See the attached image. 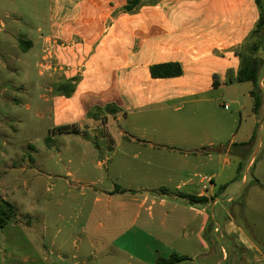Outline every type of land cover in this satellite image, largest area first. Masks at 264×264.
I'll list each match as a JSON object with an SVG mask.
<instances>
[{
    "label": "crops",
    "instance_id": "0c3cea01",
    "mask_svg": "<svg viewBox=\"0 0 264 264\" xmlns=\"http://www.w3.org/2000/svg\"><path fill=\"white\" fill-rule=\"evenodd\" d=\"M126 2L50 0L49 34L42 36L45 45L43 69L48 73L47 79L54 73V85L59 90L53 97V129L75 128V134L92 139L99 155L107 154L106 150L117 149L116 138L120 136L130 142H141L139 145L143 148L139 151L146 156L155 155L154 162L157 156L166 157L165 160L169 161L167 165L154 164L153 161L148 164L152 169L142 172V180L147 182L144 187L133 189L131 185L127 188L116 186L115 189L96 192L104 194L109 205L117 202L125 211L130 210L132 202L136 203L133 219L129 223L117 224V227L127 226L119 229L109 248L115 254L127 257L128 264H156L159 257H169L173 253L193 259V240L199 244L209 243V250L205 254L209 261L205 264H224L228 259L231 262L234 260L227 249L231 242L246 251L245 264H264V251L243 229L233 221L217 219V213L223 211V208H218L222 205L220 201L217 204L213 202L214 198L219 199L221 187L217 182L220 175L212 176L214 187L209 193H204L198 174L193 173L202 157L206 156L209 162L212 161L210 152H217V156L221 157L223 153L229 155L232 147L236 146L238 154H242L240 149L250 148L255 156L264 145V124L256 116L264 111V98L260 109L255 111L251 83L243 93L250 99V131L243 141L237 139L243 126L242 113L239 122L230 115L229 118L234 119L233 126H224L214 120L215 113L207 107L223 104L227 91L246 84L235 81L240 68V59L235 50L245 42L259 21L256 0H162L149 6L150 25L145 29L137 26L136 19L146 6L130 14L124 11ZM128 16L131 17L129 22H134L131 24L134 27L129 26L126 20ZM128 27L129 30L134 29L133 33L132 30L129 32L134 36L129 42ZM28 42L32 45L27 52L35 45L31 40ZM164 64H179L182 75L153 78L150 68ZM51 70L54 72L50 73ZM68 83L74 86V92L69 97L65 93ZM50 90L54 88L50 86ZM233 103L240 105L236 96ZM240 107L245 108L244 104ZM153 113L156 116L149 115ZM180 113L189 115L194 122L201 117L213 118L215 122L208 120L205 125L196 122L192 129L196 132V139L187 133L180 134L183 131L179 126L181 124H177V128H180L177 132L170 125H165V131H170L166 134L164 129L161 132L153 128V117L170 124L172 119H167L170 114L175 116ZM146 114L152 118L139 117ZM132 117H136L135 120H131ZM116 120L125 125L131 122L137 130L141 124H145V130L143 128L141 134L133 137L120 127L119 136L116 137L115 132L110 130ZM147 126L151 130L149 138L144 137L143 133ZM246 127L247 131L248 122ZM224 131L234 132L227 149L222 145ZM176 135L179 139H174ZM105 140L109 147H100V142ZM106 160H109L108 157ZM225 162L229 164L230 160L226 158ZM205 164L208 165V162ZM252 165L253 159L247 168ZM98 166L101 170L102 163H98ZM108 171L109 167L107 173L103 172V176L95 179L79 171H67L65 176L59 174V180H70L73 186L85 181L89 185L104 186ZM137 190H141L139 195ZM144 190L150 193L142 192ZM181 195L204 197L208 201L192 204ZM157 198L161 199L163 216H172L173 235L181 238L177 234L180 228L192 230L193 237H185L189 243L188 249L178 247L176 238L167 240L155 235L151 231V222L143 220L144 207L148 202L155 205ZM194 211L196 216L192 215ZM208 212L209 216H206ZM148 216H154L151 207ZM202 217H209V220H202ZM208 221L211 225L206 236ZM218 241L219 251L216 252ZM83 264L88 263L85 261ZM93 264L99 263L93 261Z\"/></svg>",
    "mask_w": 264,
    "mask_h": 264
},
{
    "label": "rangeland",
    "instance_id": "374dc122",
    "mask_svg": "<svg viewBox=\"0 0 264 264\" xmlns=\"http://www.w3.org/2000/svg\"><path fill=\"white\" fill-rule=\"evenodd\" d=\"M149 15L150 8L146 6L136 19L137 26L149 28ZM126 18L131 27L134 22H129L131 17ZM49 22L50 0H0V206L5 200L15 209L14 216L4 228H0V264H83L85 261L88 264H93V261L99 264H128L127 257L115 254L108 245L119 229L127 226L117 227V224L129 223L133 219L136 203L132 202L130 210L125 211L117 202L109 205L106 196L96 192L115 189L116 186L144 187L147 182L142 180V172L152 169L148 164L156 156L141 153V142H130L118 135L121 127L136 137L143 128L145 130V124L137 130L131 122L125 125L116 120L110 130L115 132L116 137L119 136L116 138L118 148L106 150L107 154L103 155L97 153L91 138L75 133L59 134L58 129H53V97L59 90L54 85V70L50 71L52 74L47 79L48 73L43 69L45 45L42 36L49 34ZM130 30L133 33L134 29ZM130 30L128 27V42L134 39ZM28 40L35 45L29 52L23 53L22 43ZM261 55L264 59V51ZM238 88L227 91L223 104L207 107L215 113L214 120L224 126H233L234 119H230V115L239 122L242 113L243 126L237 139L243 141L250 131V99L243 93L250 88V84ZM235 96L240 105L233 103ZM224 104L229 105L228 110ZM243 104L244 109L240 107ZM263 112L256 113V116L264 124ZM149 115L156 116L154 113ZM149 115L139 117L152 118ZM173 116L170 114L167 118L172 119L170 124L153 117V128L161 132L164 129L166 134L170 131H165V125H170L177 132L180 130L177 124H181L179 126L183 131L180 134L187 133L196 139V132L192 131L194 124L205 125L210 120L201 117L194 122L189 115L181 113ZM177 116L181 118H175ZM214 120L211 118L210 121ZM247 122L249 129L246 131ZM147 128L143 133L149 138L151 130ZM233 133L223 132L224 149L230 146ZM174 139H179V136H174ZM100 143V147H109L106 140ZM235 147L229 155L223 153L221 157L217 156V152H210L212 161L202 157L193 173L198 174V181L199 176L220 175L217 183L221 187L218 197L222 205L218 208H223V211L217 213L218 221H233L264 251V145L255 156L253 149L242 148V154H238ZM85 152L87 154L82 155ZM157 158L154 164L167 165L169 162L166 157ZM226 158L230 160L229 164L225 162ZM251 159L253 165L247 168ZM98 163H102L101 170ZM108 167L109 176L104 186L89 185L87 181L73 186L70 180H59V174L65 176L67 171H79L95 179L103 176V172L107 173ZM140 191L136 193L139 195ZM166 198L169 200L168 196ZM160 202L161 199L157 198L155 205L151 202L146 204L142 211L143 220L151 222V231L155 235L167 240L176 238L178 247L188 249L185 237H193L192 230L180 228L177 234L181 238L173 235L172 216H163ZM149 207L154 214L152 217L148 216ZM192 215L196 216V212ZM206 219L209 220V217ZM210 225L208 221L206 236ZM219 242L216 252L219 251ZM191 249L194 262L205 264L209 261L205 257L209 243L199 244L192 240Z\"/></svg>",
    "mask_w": 264,
    "mask_h": 264
},
{
    "label": "trees",
    "instance_id": "16d2710c",
    "mask_svg": "<svg viewBox=\"0 0 264 264\" xmlns=\"http://www.w3.org/2000/svg\"><path fill=\"white\" fill-rule=\"evenodd\" d=\"M162 0H127L124 6L126 13H136L142 7L156 5ZM259 8L260 18L256 24L255 29L249 34L245 42L235 50L236 56L240 59V68L238 76L235 81L238 83H251L253 90L251 96L254 98L255 111H258L262 105L264 90L260 86V81L263 78L264 72L263 57L261 55L264 51V0H256ZM31 42L22 43V51L27 52L31 48ZM151 76L153 78H171L182 75V68L179 64H164L156 65L150 68ZM66 96L69 97L74 92V86L71 83L65 85ZM60 134H73L77 133L75 128L62 127L58 128ZM119 189V188H118ZM117 189V190H118ZM126 192V190H121ZM183 198L188 199L192 204L205 203L207 198H198L191 195H181ZM14 207L9 202L3 200L0 206V228H4L7 222L14 216ZM230 257L234 258L233 262L229 259L224 264H245L246 251L231 242ZM156 264H199L194 262L185 255L177 253L171 254L169 257H159Z\"/></svg>",
    "mask_w": 264,
    "mask_h": 264
},
{
    "label": "built area",
    "instance_id": "2783aa9c",
    "mask_svg": "<svg viewBox=\"0 0 264 264\" xmlns=\"http://www.w3.org/2000/svg\"><path fill=\"white\" fill-rule=\"evenodd\" d=\"M260 86L264 90V77L260 81ZM224 107L225 109H228L227 105ZM199 182H200V185L202 186V191L204 193H209L211 188L214 187V178L212 176H206V175L199 176ZM219 201L220 200L218 198L213 199L214 204H217Z\"/></svg>",
    "mask_w": 264,
    "mask_h": 264
}]
</instances>
